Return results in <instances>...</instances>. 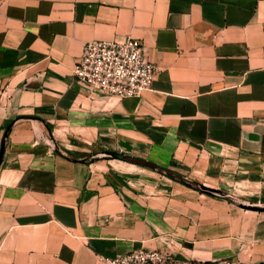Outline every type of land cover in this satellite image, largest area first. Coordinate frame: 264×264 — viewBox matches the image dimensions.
I'll return each instance as SVG.
<instances>
[{"label": "crops", "instance_id": "crops-1", "mask_svg": "<svg viewBox=\"0 0 264 264\" xmlns=\"http://www.w3.org/2000/svg\"><path fill=\"white\" fill-rule=\"evenodd\" d=\"M127 38L157 68L150 90L119 100L73 75L87 42ZM1 148L0 264L140 247L264 263V211L99 159L263 207L264 0H0Z\"/></svg>", "mask_w": 264, "mask_h": 264}, {"label": "built area", "instance_id": "built-area-1", "mask_svg": "<svg viewBox=\"0 0 264 264\" xmlns=\"http://www.w3.org/2000/svg\"><path fill=\"white\" fill-rule=\"evenodd\" d=\"M156 66L145 59L142 44L127 38L122 42H87L73 67V75L92 90L119 100L139 97L152 88ZM109 264H246L237 260L195 261L179 259L164 251L137 248L108 260ZM264 264V263H257Z\"/></svg>", "mask_w": 264, "mask_h": 264}, {"label": "water", "instance_id": "water-1", "mask_svg": "<svg viewBox=\"0 0 264 264\" xmlns=\"http://www.w3.org/2000/svg\"><path fill=\"white\" fill-rule=\"evenodd\" d=\"M9 128L10 127H8L7 130L5 131L4 137H6ZM2 145H3V143H2ZM56 153H58V155H60V153L58 151H56ZM1 154H2V148L0 150V160H1ZM105 154H106V156H108L112 159H117V160L124 161L127 163H131V164H135V165H139V166H143V167H148L150 169L156 170V171L160 172L161 174L166 175L167 177L173 178V179L177 180L178 182H180V183H182V184H184V185H186V186L190 187L191 189H194L198 192H202V193L211 194V195L221 197L224 200H226L228 203H230L236 207L246 209V210L264 211V206L260 207V206H255V205H251V204L242 203L240 201H237L234 197H232L228 194H225V193L219 192L217 190L205 187L203 185H199V184H196L194 182H191V181L187 180L186 178L182 177L181 175H179L178 173H175V172L167 170V169H162V168H160V167H158V166H156L150 162L140 160V159H136V158H133V157H130L127 155H123L120 153H116V152H106Z\"/></svg>", "mask_w": 264, "mask_h": 264}, {"label": "rangeland", "instance_id": "rangeland-1", "mask_svg": "<svg viewBox=\"0 0 264 264\" xmlns=\"http://www.w3.org/2000/svg\"><path fill=\"white\" fill-rule=\"evenodd\" d=\"M124 155H126V154H124ZM98 158V157H97ZM99 159H101V160H103V159H106V160H115L113 163H115L116 165L118 164V162L117 161H120V160H117V159H112V158H110V157H108V156H106V154H104V153H100L99 154ZM120 162H122V163H120L119 165H124L123 163H125V162H123V161H120ZM132 165H135V164H131V163H127V164H125V166L124 167H130L131 168V166ZM136 166H139V165H136ZM139 167H143V166H139ZM146 169H150V168H148V167H145ZM151 170H153V169H151ZM156 171V170H155ZM157 173H160V172H158V171H156ZM126 174L128 173L127 171L125 172ZM165 177H167L166 175H164Z\"/></svg>", "mask_w": 264, "mask_h": 264}]
</instances>
